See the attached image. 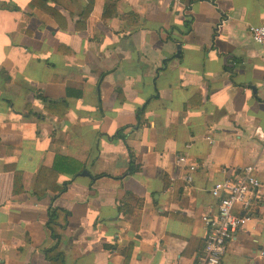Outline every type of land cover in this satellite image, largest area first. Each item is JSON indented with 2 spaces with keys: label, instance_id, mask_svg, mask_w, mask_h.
Instances as JSON below:
<instances>
[{
  "label": "crops",
  "instance_id": "0c3cea01",
  "mask_svg": "<svg viewBox=\"0 0 264 264\" xmlns=\"http://www.w3.org/2000/svg\"><path fill=\"white\" fill-rule=\"evenodd\" d=\"M32 1L0 0V264H196L249 165L221 264H264V0Z\"/></svg>",
  "mask_w": 264,
  "mask_h": 264
},
{
  "label": "built area",
  "instance_id": "2783aa9c",
  "mask_svg": "<svg viewBox=\"0 0 264 264\" xmlns=\"http://www.w3.org/2000/svg\"><path fill=\"white\" fill-rule=\"evenodd\" d=\"M175 2L179 4V0ZM248 32L252 41L264 49V26H250ZM261 87L264 91V79ZM207 140L211 142L210 138ZM185 161L183 157L178 160L181 164ZM195 169V166L188 167L189 182L192 181L191 174L195 172ZM255 171V165H249L232 178L223 179L213 185L210 194L218 202L217 216L202 218L207 233L203 254L196 264H221L237 232L253 217L259 204L260 189V182L255 176Z\"/></svg>",
  "mask_w": 264,
  "mask_h": 264
},
{
  "label": "trees",
  "instance_id": "16d2710c",
  "mask_svg": "<svg viewBox=\"0 0 264 264\" xmlns=\"http://www.w3.org/2000/svg\"><path fill=\"white\" fill-rule=\"evenodd\" d=\"M41 1L42 0H33L31 2V5L32 6H38L39 4H41ZM119 137H122V136L120 135ZM57 165H58V162H55L54 166H53V169H51V172H53V174H55V175L60 172V171H58ZM136 170L137 169L132 167L130 169V173H134ZM38 187H40V185ZM62 191H63V189H59V192H62ZM56 217H57V210H52L50 212L49 221L47 223V225L49 227L51 226V224H53L56 221ZM51 237L53 239H56L55 235H52ZM45 256H46V258H47V260L49 261L50 264H63V260H62L61 254L57 251V249L46 251L45 252Z\"/></svg>",
  "mask_w": 264,
  "mask_h": 264
},
{
  "label": "water",
  "instance_id": "95a60500",
  "mask_svg": "<svg viewBox=\"0 0 264 264\" xmlns=\"http://www.w3.org/2000/svg\"><path fill=\"white\" fill-rule=\"evenodd\" d=\"M83 175H85V174H83Z\"/></svg>",
  "mask_w": 264,
  "mask_h": 264
}]
</instances>
